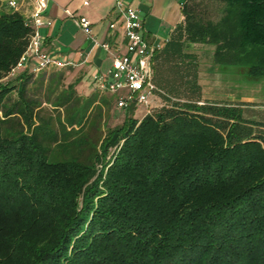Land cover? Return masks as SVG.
Wrapping results in <instances>:
<instances>
[{
  "label": "trees",
  "instance_id": "1",
  "mask_svg": "<svg viewBox=\"0 0 264 264\" xmlns=\"http://www.w3.org/2000/svg\"><path fill=\"white\" fill-rule=\"evenodd\" d=\"M181 14L152 56L158 104L113 123L93 76L81 96L65 66L8 75L30 31L0 5V264H264V117L202 100L185 47L264 77V0H184Z\"/></svg>",
  "mask_w": 264,
  "mask_h": 264
},
{
  "label": "crops",
  "instance_id": "2",
  "mask_svg": "<svg viewBox=\"0 0 264 264\" xmlns=\"http://www.w3.org/2000/svg\"><path fill=\"white\" fill-rule=\"evenodd\" d=\"M82 1L84 0H50L45 14L51 19V25L41 28L40 33L43 37V49L65 63L62 81L73 83V89L78 95L88 96L97 92L92 76L110 69L111 57L99 44H95L77 28L64 10L73 16L86 17L90 22L91 37L98 43H108L110 51L114 54L126 52V39L115 7L117 0H85L87 5H83ZM122 1L139 9L143 38L149 44L159 45L158 49L168 40L173 27L182 20L181 4L184 0ZM109 23H114L113 29L109 28ZM185 47L197 53L199 70L201 64L207 61L210 63L207 71L213 72L211 63L214 46L186 43ZM123 93L124 91L116 94L104 92L99 93L100 96L97 95L110 99L112 112L120 111L124 116L127 110H119L113 104L117 95ZM98 101H95V104ZM151 102L155 104L159 101L152 97Z\"/></svg>",
  "mask_w": 264,
  "mask_h": 264
},
{
  "label": "built area",
  "instance_id": "3",
  "mask_svg": "<svg viewBox=\"0 0 264 264\" xmlns=\"http://www.w3.org/2000/svg\"><path fill=\"white\" fill-rule=\"evenodd\" d=\"M50 0H0V5L6 9L17 12L22 16L24 26L29 28V35L25 49L10 69L9 76L28 68L37 74L51 67H62L64 62L55 58L43 49V37L40 29L51 25V19L45 14ZM87 5V1H82ZM124 37L126 39V52L114 54L110 51L108 43H98L91 37L89 20L84 16H73L69 11L65 13L71 17L73 23L84 34L89 36L95 44H99L110 54L111 67L106 72L93 75V80L99 92L118 94L115 99V107L119 110H127L131 105L144 104L149 111L155 87L151 82L152 56L159 45L147 43L142 35V19L139 9L122 0L115 2ZM109 28H114V23H109Z\"/></svg>",
  "mask_w": 264,
  "mask_h": 264
},
{
  "label": "rangeland",
  "instance_id": "4",
  "mask_svg": "<svg viewBox=\"0 0 264 264\" xmlns=\"http://www.w3.org/2000/svg\"><path fill=\"white\" fill-rule=\"evenodd\" d=\"M203 58V57H202ZM207 60V59H206ZM212 64V63H211ZM210 63L207 61L201 64L198 73L199 83L201 85V99L208 101H232L245 102L251 104L247 109L251 113H261L264 117V77L256 80H247L242 75L235 72L234 68H213V72H208ZM50 73L48 69L46 75ZM66 84V81L63 82ZM40 96V95H39ZM150 106L158 103L149 102ZM44 107L50 108L48 104H43ZM147 107L144 104L136 105L133 109V117L141 118L146 113ZM122 112H115L113 123L119 122L122 118ZM258 117H261L258 114ZM257 117V118H258ZM264 120V118L262 119Z\"/></svg>",
  "mask_w": 264,
  "mask_h": 264
}]
</instances>
